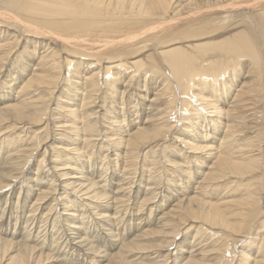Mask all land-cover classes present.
<instances>
[{
	"label": "bare ground",
	"instance_id": "obj_1",
	"mask_svg": "<svg viewBox=\"0 0 264 264\" xmlns=\"http://www.w3.org/2000/svg\"><path fill=\"white\" fill-rule=\"evenodd\" d=\"M177 1L0 0V264H264V0Z\"/></svg>",
	"mask_w": 264,
	"mask_h": 264
},
{
	"label": "rangeland",
	"instance_id": "obj_2",
	"mask_svg": "<svg viewBox=\"0 0 264 264\" xmlns=\"http://www.w3.org/2000/svg\"><path fill=\"white\" fill-rule=\"evenodd\" d=\"M181 2H184V0H178L177 1V3H181ZM176 3H173V5H175ZM127 67H128V65H127ZM127 70H129V68H127ZM140 72V71H139ZM138 72V74L136 75V76H140V73ZM121 73H125V74H128V71H122ZM142 80L144 79V72L142 71ZM131 75V74H130ZM165 75H167V77H168V79L172 82V79L171 78H169V75L167 74V73H165ZM128 79V76L125 78V82H126V80ZM140 78H138L137 80H135V76H134V79H132L131 80V84H132V86L134 87V86H136V87H139V85H140ZM160 80H165V77L163 78V79H159L158 81H160ZM143 83H144V80H143ZM159 84V83H158ZM200 85V82H198L197 81V83H196V85ZM173 87H174V89L176 90L175 92L177 93V89H176V86L175 85H173ZM63 89H66V87H64ZM136 89V88H135ZM63 90H59V92L58 91H56L55 92V94H56V96H58L61 92H62ZM130 91L131 92H134L133 90H132V88L130 89ZM137 93V92H136ZM177 100H176V111H175V114H176V117L178 118L176 121H179V120H181V121H183L182 120V115H183V113H182V109H181V101H180V97H179V94L177 93ZM231 101V99H229L228 100V102H230ZM225 102H227V99H225ZM116 104V103H115ZM198 104V102L196 101V100H193L192 101V106H195V105H197ZM117 105V104H116ZM205 116H206V112L205 111H203L202 112ZM195 110H191L190 112H189V116L190 117H195ZM248 116H249V118L252 116V111H250V112H248ZM180 125H186V124H182V123H180V124H178L176 127L177 128H179V126ZM263 141H264V134H263V140H262V143H263ZM175 142V144H173V143H171L170 141H168L166 144L168 145L167 147V150L168 151H171L172 152V150H173V148L176 146V145H179V143H176V141H174ZM263 147H264V144H263ZM40 151H41V149H40ZM39 158H41V157H39ZM232 180H233V178H231V179H229V178H226L224 181H223V184H224V186H228V185H231L232 184ZM242 186V185H241ZM232 194H234V192H232ZM264 206V205H263ZM261 218H264V211H263V215H261L259 218H256L252 223H251V226H250V229L248 230L247 228H245L243 231L245 232V233H243L242 234V238H240V240L238 241V243H237V245H236V247H235V249H236V251H247L248 250V252L249 251H252L253 249L255 250V254H256V252H257V250H256V243H257V241H256V231H257V229L258 228H255V226H258V225H260V219ZM189 221H187L186 223H188ZM189 223H192V224H197V221H195V222H189ZM198 225V224H197ZM194 230V228H191V229H186V231L187 232H191V231H193ZM239 254L238 253H236V258H234V259H232L231 260V264H236L235 263V261L237 260V258L239 257L238 256ZM228 256V255H227ZM258 259V258H257Z\"/></svg>",
	"mask_w": 264,
	"mask_h": 264
}]
</instances>
